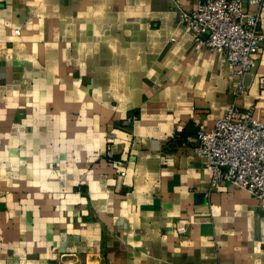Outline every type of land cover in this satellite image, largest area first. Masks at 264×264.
<instances>
[{
    "label": "crops",
    "instance_id": "crops-1",
    "mask_svg": "<svg viewBox=\"0 0 264 264\" xmlns=\"http://www.w3.org/2000/svg\"><path fill=\"white\" fill-rule=\"evenodd\" d=\"M201 2L0 0V264H264V200L193 148L232 105L264 123V44L238 94Z\"/></svg>",
    "mask_w": 264,
    "mask_h": 264
},
{
    "label": "built area",
    "instance_id": "built-area-1",
    "mask_svg": "<svg viewBox=\"0 0 264 264\" xmlns=\"http://www.w3.org/2000/svg\"><path fill=\"white\" fill-rule=\"evenodd\" d=\"M248 3L264 7V0ZM246 6V0H202L193 11L181 13L196 49L225 56L231 77L238 81V94L246 90L244 79L255 71L264 44L260 15L248 11ZM135 120L136 117H128L122 126L128 128ZM196 126L193 148L204 159L212 185L227 183L257 200H264V123L255 118L254 109L232 105L213 129ZM105 156L113 159L111 144ZM186 232L185 225L177 228L179 235Z\"/></svg>",
    "mask_w": 264,
    "mask_h": 264
}]
</instances>
